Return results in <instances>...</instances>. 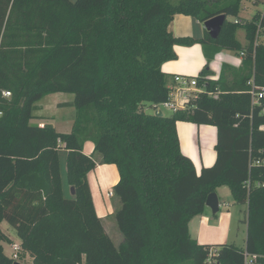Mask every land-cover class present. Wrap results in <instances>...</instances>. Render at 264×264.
<instances>
[{
    "label": "trees",
    "instance_id": "trees-1",
    "mask_svg": "<svg viewBox=\"0 0 264 264\" xmlns=\"http://www.w3.org/2000/svg\"><path fill=\"white\" fill-rule=\"evenodd\" d=\"M242 1L0 0V264L16 262L5 253L12 239L3 222L33 264H245L246 254L264 264V11L243 21ZM176 15L227 19L217 40L207 30L179 38L170 31ZM196 44L207 60L197 77L203 92L186 110L158 115L170 94L163 65L178 59L175 46ZM223 51L241 65L224 64L213 80L210 65ZM57 93L74 96L60 104L76 109L70 133L32 124L37 103ZM178 122L216 127L212 167L199 173L183 153ZM98 165L119 172V247L96 212L88 175ZM223 187L247 206L244 248L202 245L190 234Z\"/></svg>",
    "mask_w": 264,
    "mask_h": 264
},
{
    "label": "crops",
    "instance_id": "crops-1",
    "mask_svg": "<svg viewBox=\"0 0 264 264\" xmlns=\"http://www.w3.org/2000/svg\"><path fill=\"white\" fill-rule=\"evenodd\" d=\"M170 31L175 37H190L194 39H201L204 37L206 29L204 27V24L200 23L192 17H188L185 15H176L170 25ZM174 50L178 55V59L176 61L168 62L162 67L163 72L170 76V86L173 85L174 77L177 75L198 77V75L207 64L203 48L200 44H196L191 47L175 46ZM228 53H230V51H223L219 53L212 61L210 68L213 74L211 77L213 80L219 79L224 64L234 67H239L241 65V57L239 58L237 56L238 59H232ZM219 57H223L220 63ZM39 103H37L38 111L35 112V119L32 120V124H37L41 127L49 124L54 126L55 129L59 132L56 121L45 115L44 106L39 105ZM63 103L66 102H57L55 106L61 109L63 107H60V104ZM177 131L183 153L192 159L195 164L196 170L199 173L202 168H209L215 164V145L217 143L216 127L196 126L188 122H178ZM205 131H209L208 133L211 139L214 135V139L209 146L204 145L203 148L202 136ZM94 148L95 146L92 142H86L84 146V153L88 156H91L94 152ZM114 172L117 174V181L110 186L107 180V175L112 176ZM102 175L105 178L103 180L101 179ZM88 180L91 187L97 215L102 219V221H104L113 212L111 205L108 206L106 199H108L107 197H109L108 192L111 191V189L120 181L118 169L115 165H98L94 171L89 173ZM223 188H219L216 192L219 196L221 206L220 213L218 214L219 216L215 217L216 222L213 223L214 219L212 218V216L214 215L208 207L203 215L195 217L190 222V234L193 239L198 241L199 244L219 245L234 243V241L232 240V225L236 217H244V224L246 225L247 231V224L245 222V219L247 217V206L237 205L234 200L232 203L224 202L222 200L220 192ZM223 207L226 209L223 210ZM240 220L242 221L243 219ZM17 244H20V242ZM5 247L6 246H4V248Z\"/></svg>",
    "mask_w": 264,
    "mask_h": 264
},
{
    "label": "rangeland",
    "instance_id": "rangeland-1",
    "mask_svg": "<svg viewBox=\"0 0 264 264\" xmlns=\"http://www.w3.org/2000/svg\"><path fill=\"white\" fill-rule=\"evenodd\" d=\"M173 3H177L178 0H171ZM264 11V4L262 0H259L258 4H254L251 0H243L241 3V11H240V17L239 19L243 21H249L251 20L258 12ZM229 21H236L233 17H228ZM238 39L242 44H246V38H245V30L241 29L237 33ZM260 42L264 43V32L261 33L260 36ZM229 56L232 59H238L241 56L235 52L228 53ZM238 56V57H237ZM230 58V59H231ZM223 59V57H219V63ZM74 96L73 94H66V93H57V94H51L46 96L42 101L39 103V105L44 106L45 115L49 116V118L56 121V124L58 125L59 132L62 133H70L72 131V127L74 124V119L76 116V109L70 108V107H63L58 108L55 106L57 102H68L73 101ZM162 111L165 114H169L170 112L162 109ZM148 113H152V110L149 109L147 111ZM209 131H205L202 136V147L204 148V145L209 146L211 142L214 139V135L212 136V139L209 136ZM66 151L61 150L60 151V168H61V176L63 181V187H64V194L68 198H72V191L71 187L68 184L67 181V167H66ZM107 180L111 185H113L114 182L117 181V174L114 172L112 176L107 175ZM115 187V186H114ZM114 187L111 189V191L108 192V199L107 204L108 206L111 205L113 212L111 215L103 221L104 228L106 230V233L110 236V238L113 240L116 247H119L123 241H124V235L120 231L117 220L115 217V211L118 210L121 206L120 200L114 196ZM221 192V197L224 202L232 203L233 199L231 197L230 190L228 188H223ZM225 210L226 208H222ZM219 216V215H218ZM214 219L213 223L216 222V218L212 216ZM218 219V218H217ZM240 219H243L242 221ZM2 231L12 239V243H19V238L17 236L15 228H13L11 225H9L7 222H3L1 224ZM247 237V231H246V225L244 224V217L239 218L236 217L234 219V223L232 225V240L234 241V244H236L238 247L244 248L246 243ZM21 244V243H20ZM5 252L8 256H11L13 251L10 244H4ZM16 262H19L20 264H33V259L30 257V255L23 250L18 252V260Z\"/></svg>",
    "mask_w": 264,
    "mask_h": 264
},
{
    "label": "built area",
    "instance_id": "built-area-1",
    "mask_svg": "<svg viewBox=\"0 0 264 264\" xmlns=\"http://www.w3.org/2000/svg\"><path fill=\"white\" fill-rule=\"evenodd\" d=\"M256 3V0H251ZM235 22H238L237 20ZM264 31H258V39H260L261 33ZM170 94L169 99L163 104L157 106L156 113L163 112L162 109L175 113L177 111L186 110L188 105L198 98L199 94L203 92V89L198 86V78L187 75H177L174 77V83L169 86ZM10 96V93H6ZM12 255L11 258L15 261L18 260V252L22 250L21 244L14 243L11 245ZM245 264H253V258L246 254Z\"/></svg>",
    "mask_w": 264,
    "mask_h": 264
},
{
    "label": "water",
    "instance_id": "water-1",
    "mask_svg": "<svg viewBox=\"0 0 264 264\" xmlns=\"http://www.w3.org/2000/svg\"><path fill=\"white\" fill-rule=\"evenodd\" d=\"M227 17L225 15H220L214 17L204 23L205 29L208 31L210 37L214 40H217L220 37L222 28L226 22ZM158 115L162 116L163 113L160 112ZM72 195L74 196L75 192L74 189L71 188ZM206 206L211 210L214 216L220 213V200L217 193H212L208 196L206 201ZM14 264H20L19 262H15Z\"/></svg>",
    "mask_w": 264,
    "mask_h": 264
},
{
    "label": "bare ground",
    "instance_id": "bare-ground-1",
    "mask_svg": "<svg viewBox=\"0 0 264 264\" xmlns=\"http://www.w3.org/2000/svg\"><path fill=\"white\" fill-rule=\"evenodd\" d=\"M101 170H102V169H101ZM101 170H100V171H101ZM101 179H102V180L105 179L103 175H102ZM105 183H106V182H105ZM108 183H109V182H108ZM109 185H110V184H109ZM98 203H99V202H98Z\"/></svg>",
    "mask_w": 264,
    "mask_h": 264
}]
</instances>
